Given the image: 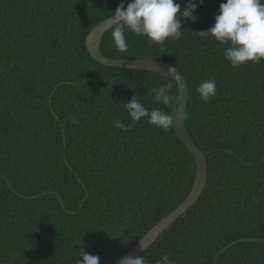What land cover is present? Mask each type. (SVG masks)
<instances>
[{
	"label": "trees",
	"instance_id": "obj_1",
	"mask_svg": "<svg viewBox=\"0 0 264 264\" xmlns=\"http://www.w3.org/2000/svg\"><path fill=\"white\" fill-rule=\"evenodd\" d=\"M121 2L0 0V264H76L81 239L111 264L190 192L195 163L174 127L113 123L131 124L123 103L133 95L176 110V83L104 67L86 50L88 32ZM222 2L203 0L162 51L126 33L121 53L112 28L101 39L108 58L175 66L189 90L185 127L206 155L202 196L140 255L147 264L165 254L174 264H264V61L233 68L225 46L193 35L214 25ZM213 77L204 103L196 88ZM166 84L174 106L153 103L151 90Z\"/></svg>",
	"mask_w": 264,
	"mask_h": 264
},
{
	"label": "clouds",
	"instance_id": "obj_2",
	"mask_svg": "<svg viewBox=\"0 0 264 264\" xmlns=\"http://www.w3.org/2000/svg\"><path fill=\"white\" fill-rule=\"evenodd\" d=\"M202 3L203 0H187L182 8L175 0H130L127 3L122 0L108 20L113 24L111 36L114 47L119 52L126 53L129 49L126 33H131L146 38L150 45L158 46L162 51L167 40L181 39L182 21L195 22L198 19L195 13ZM214 19L212 27L193 35L211 37L219 45L225 46L224 58L233 68L257 65L264 61V0H224ZM172 68H168L169 72ZM171 89L170 84L152 89L153 103L174 106L176 97L171 94ZM196 92L202 102L208 103L217 92L215 78L202 81ZM123 105L131 124L125 125L120 120L113 121L114 126L122 131H128L135 123L146 120L149 125L167 132L178 121L174 107L171 113L159 108L149 110L137 95H133ZM78 246L76 264H100L98 256L85 252L82 239ZM119 264H147V261L144 256L129 255L121 258ZM156 264H174V261L165 254Z\"/></svg>",
	"mask_w": 264,
	"mask_h": 264
},
{
	"label": "water",
	"instance_id": "obj_3",
	"mask_svg": "<svg viewBox=\"0 0 264 264\" xmlns=\"http://www.w3.org/2000/svg\"><path fill=\"white\" fill-rule=\"evenodd\" d=\"M111 17V16H110ZM109 17V18H110ZM109 18L95 25L87 34L85 39V47L89 56L98 64L108 67L123 70H140L159 74L162 77L172 80L177 85V105L176 113L178 121L174 126V132L177 139L185 146L193 157L195 163V176L190 192L186 198L170 213L163 217L155 224L131 249L120 256L111 264H119L121 258L125 256L140 257L156 239L165 231L169 225L180 216L184 215L191 209L202 196L207 183V162L206 155L203 154L192 141L185 127V112L188 103L189 91L185 79L180 75L174 65L153 59H115L108 58L101 53V39L104 33L113 27L112 21ZM173 67L169 72L168 68ZM234 241L228 246L237 243ZM141 243V244H140Z\"/></svg>",
	"mask_w": 264,
	"mask_h": 264
}]
</instances>
